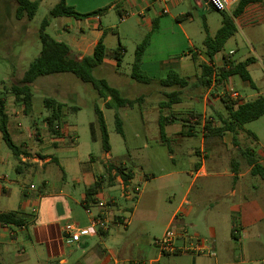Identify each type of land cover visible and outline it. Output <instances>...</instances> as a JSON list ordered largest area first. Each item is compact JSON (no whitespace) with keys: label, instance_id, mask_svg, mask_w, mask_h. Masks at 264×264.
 <instances>
[{"label":"crops","instance_id":"1","mask_svg":"<svg viewBox=\"0 0 264 264\" xmlns=\"http://www.w3.org/2000/svg\"><path fill=\"white\" fill-rule=\"evenodd\" d=\"M11 1H13L15 5L18 4L17 0ZM59 1L60 0H58L55 5ZM117 1L118 0H66L69 6L74 7L80 13H90L114 4ZM171 1L173 0H153V2L147 0H125L121 5V12L122 15H126L128 7L137 8L138 14L144 18V22L138 20V24H152L150 31L147 33V35L151 36V33L158 26L157 17L169 14L168 9L164 8L162 13L155 11L158 15L157 17H151L150 13L152 12L153 5L156 3L166 4ZM45 2L46 0L40 1L39 8ZM199 2L200 3L197 5L203 7L204 2ZM54 6L51 7L50 11ZM114 10L117 12L114 7L108 12ZM106 14L92 16L83 20L74 17H52V20L49 19L47 28L52 25V21L59 22L60 26L55 32L57 36L62 39L57 41L68 44L75 56L82 59L94 53L95 47L100 39L103 38L104 40L109 31H116L114 25L104 28L100 24L102 18ZM178 17L175 19L178 22H182L183 20H178ZM84 23H86L87 27L84 26ZM18 27L21 32L29 33V28L25 24H20ZM74 29H79L81 34H72ZM88 35H90V37H88ZM2 42H9V40L6 37ZM150 43L143 54L141 69L142 71L144 70L143 73L145 75L152 79L149 85H152L153 82H157L161 87L170 89L158 88L154 91L150 90L148 93L138 97L140 98V103L143 104L146 102V96H149L148 100H150L148 103L149 108H147L142 115L148 114L155 116L159 124L160 137V125L161 123L163 124L166 142H168L169 139L167 132L169 125L176 122L182 123V129L175 132L179 142L182 141L181 137L185 135L201 137L200 146L194 148L189 153L190 155L197 156L196 159L191 161L192 168L187 167L186 169L175 172L178 175L188 173L192 179L188 181L179 178V180H177V184L179 188L184 191V195L181 196L179 204L172 213L166 228L176 223L179 216L184 218L193 217L196 220L199 219L200 224L204 228V232L208 234L209 246H204L205 241L203 239L198 238V240H201L200 242H202L204 249L211 250V248H214L217 251L213 262L202 260L200 264H264V192H260L259 185H255L258 184L257 178L260 176L252 174L251 170L253 166L249 164V156L245 154V152L248 151L250 156H252L257 163L264 166V132H259L248 126V124H252L260 118L241 127L236 135V142L234 140V134L231 132H226L222 136L209 135L210 137L206 138L207 131L204 127L206 120L211 121L214 127H220L223 125L224 121L229 120V113L222 99L223 97L226 98V95L230 96V94H226L227 91L224 93L225 90L231 88L237 91L240 97H242V99L236 100L239 101V104L255 100L259 96H264V94L258 89L257 92L250 95V99H245L239 92V89L235 87L234 76L236 75L228 77L223 83H219L221 87L217 89L215 87V68L219 64V59H223L224 55L228 56L234 51H230L228 54L222 51L219 52L215 55L214 62L211 63L205 55V47L204 51L197 50L192 53V55L193 59L199 62V65L204 63L211 67L213 82L210 86L205 85L203 82V70L201 72V79L198 82H193L189 77H186V75H178L179 78L187 80V83L184 85L175 84L173 86H163L162 80L165 79H157L154 75H151V66L157 65L155 74H158L160 71L167 70L168 67L173 64L175 65L177 63L178 65V62L171 61L165 63L162 61L158 63L153 61V56L147 52ZM124 52L122 54H124ZM23 54L24 49L20 50V55L22 56ZM108 55L109 53L107 52V56ZM233 55L232 59L236 62H243L249 58H252L251 64L255 62V58L253 57L237 61L233 58ZM110 56L113 57V54ZM194 56L196 58H194ZM15 57L18 56L15 55ZM250 65L247 67V70L250 74L252 83L248 81H246V83L252 88L257 89L258 87L249 71ZM169 71L174 74L171 69ZM131 78L133 79L132 73ZM50 85H54L56 92L66 89L65 82L63 81L51 80ZM172 93L177 94L173 98L176 103H171V98H169V96ZM9 94L10 93H8V95L4 93L0 94V98L6 102V113L9 120L8 128L13 140L21 146L28 155H21L20 158L17 159L12 151L10 153L6 152L4 150L5 144L3 135L0 131V181H8L7 176L10 169L13 168L16 170L17 166L20 165V172L16 170L19 173V177L16 181L22 187L20 192L22 193L21 196L24 198L19 203V208H11L7 211H0V213L20 211L24 213L27 218L25 225L21 227L0 224V264H177L174 258H170L176 253L162 254L160 251L153 252L150 248H143L144 250L139 248L138 254L142 253V255L139 254L133 257L134 248L132 246L118 245L121 238L124 237L126 233L130 231L141 233V230H147V224L143 220L158 214L156 205L153 203H144V195L147 192L157 191L151 186L152 181H154L156 177L151 174L137 173V171L134 170L136 165L134 161L135 158L129 154L114 159L111 145L108 152L104 150L105 154L101 159H92L88 167H83L82 161L74 160L72 157L73 153L69 152L70 149H76L75 143L77 141L74 127L68 124L71 113L70 107L78 106L62 103V119L64 125L61 129V137H56L50 133L44 121L48 114L44 105V99L46 97L43 99V105L39 104L36 106H34L33 98V113L31 116H27L25 115L23 104L16 99L12 92L13 98ZM153 94H155L154 98ZM121 95L123 96L122 93ZM220 101L223 103L225 110L222 109ZM112 102L111 98L107 97L105 105L107 106V104H110L112 106ZM184 102H186V107L182 105ZM200 103L202 104L201 109H199ZM126 109H128V107L117 109L115 114L118 113L120 117V111ZM101 111L103 112L102 109ZM190 112H195L202 116L199 124H194V122L185 123L182 121V119L187 118ZM169 116H174L177 120L171 119V121H168L167 118ZM135 119V116H129L127 120L123 118L121 121L122 124L125 125L126 123L130 124L134 122ZM36 134L43 138L39 143L34 137ZM136 136L139 137L140 134ZM95 139H98L97 133H95ZM244 143H246V145L242 146ZM65 149L69 150L63 152ZM55 151H60V155H57ZM237 151L239 152V156L235 157L234 153ZM171 159L175 158L171 156ZM105 162L122 164L125 167L126 173L131 177L129 180L125 181L121 175H117L114 185L104 186L96 196V200H115L116 204L110 207L109 220L114 222L116 220L117 223L112 222L109 231H100L97 236H82L80 241L73 242L64 235V228L68 224H73L82 229L91 227L93 215L88 214L86 211L85 206L88 203L86 202L85 191L88 187L94 185L98 177L104 174ZM51 163L58 165V170L50 168L49 164ZM222 168H224V170ZM81 169L86 170L85 174L83 173L80 175ZM35 178H39L40 182L38 185H35V187H32ZM201 178L213 179L211 183L214 186V190L220 189L222 179H232L231 186L225 190V192L220 193V196L223 195L227 197L228 200L224 198L217 207L212 205L210 209L214 210V212H205L203 215L197 214L195 208L192 206H190V209L182 212L194 186ZM13 182L14 181H12V183ZM125 184L143 186V191L136 202L133 203L131 200L123 197ZM16 192L18 193V190H16ZM2 194L11 195L12 190L8 187H4L0 189V195ZM55 197L62 199L63 214L52 215L51 213H47L44 215L41 209L44 199L51 200ZM73 203L80 205L83 212L74 208L72 205ZM226 205H228V213L222 216L220 208ZM53 206L54 204H51V208H48V211H51ZM120 217L128 218L130 220L129 224L126 226L118 223V221L121 220ZM158 217L160 218L159 215ZM222 222L225 224L223 229L220 227ZM226 223L228 225H226ZM101 232L106 233V235H103ZM114 233H119V235L116 237ZM220 233L222 234L221 237H219ZM233 239H237L239 242V249L234 246L232 242ZM198 244L199 243L196 241L191 243L190 246L195 247ZM248 245L250 246V250L254 253L252 257H254L255 260H247L249 257L247 254ZM189 264H199V262L194 257Z\"/></svg>","mask_w":264,"mask_h":264},{"label":"rangeland","instance_id":"2","mask_svg":"<svg viewBox=\"0 0 264 264\" xmlns=\"http://www.w3.org/2000/svg\"><path fill=\"white\" fill-rule=\"evenodd\" d=\"M57 1L46 0L38 9L33 19L29 20L26 17L20 21L16 17V6L18 4L15 5L11 0H0L1 93L7 95L10 93L9 95L12 97L10 91L11 86L19 83L30 63L40 54L42 43L39 38V30L44 19L52 18L50 16V9ZM147 1L153 2V0ZM202 2H204L203 7L197 5L200 3L199 0H173L166 4L156 3L153 5L152 12L150 13L151 17H157L158 15L155 11L162 13L164 8L168 9L169 14L157 17L158 26L151 33V43L147 52L153 56V61L158 63L162 61L165 63L171 61L178 62V65L177 63L175 65L173 64L167 70L160 71L158 74H155L157 65L151 66L150 73L157 79L169 78L171 74L170 69L174 74L186 75L193 82H198L201 79L202 69L199 62L193 59L192 53L197 50L204 51V40L206 36L208 34L211 36L216 34V31L222 24V13H225L209 7L203 0ZM262 3L264 4V2ZM126 12L125 20L115 10L108 12L102 18L100 24L104 28L114 25L116 31H109L106 34L104 43L109 55L102 66L93 70L92 75L96 79H105L110 86L116 87L124 97L134 100L142 94L148 93L150 90L154 91L164 87H161L157 82H153L152 85H147L131 78L136 47L150 31L152 24H138V20L144 22V18L138 14L137 8L128 7ZM188 12H191L189 19L183 20L182 22H178L175 19L179 15ZM52 22V25L47 28V33L56 40H61L62 38L57 36L55 32L60 24L57 21ZM20 24H25L29 28V33L21 32L18 27ZM84 26L87 27L86 23H84ZM242 28L238 27L237 32L226 42L222 52L228 54L230 51H234L233 58L237 61L245 60L248 57L255 58V62L250 65L249 71L258 87L257 89L252 88L246 81H242L240 76H234L235 87L239 89V92L245 99H250V95L257 92L258 89L264 94V20L260 23H249L248 26ZM72 34L80 35L81 32L79 29H74ZM6 37L9 42H2ZM120 44L124 46L125 52L121 56V64L118 65L110 55L115 52ZM23 49L24 54L21 56L20 50ZM15 55L18 57H15ZM222 63L223 59L220 58L216 68H219ZM51 80L65 82L66 89L56 92L54 85H50ZM215 87L218 89L221 85L216 82ZM164 89L169 90L170 88L165 87ZM32 90L34 93V106L39 104L43 105V99L45 97H53L61 103L78 106L80 108L78 112L70 113L68 124L74 127L77 141L75 143L76 149H70L69 152L73 153L72 157L74 160L82 161L83 167H88L92 159H101L105 154L102 146L98 116L95 112V107L98 106L104 113L113 158L117 159L118 157L129 154L135 158L136 165L134 170L137 173L151 174L156 177L152 181L151 186L157 191L147 192L144 195V203H153L156 205L158 214L143 220L147 224V230H141V233L137 231L126 233L118 245L132 246L134 248L133 257L139 254L142 255V253L138 254L139 248L142 250H144L143 248H150L153 252L159 251L155 245V240L163 237L170 217L178 206L181 196L184 195V191L179 188L177 180L179 178L188 181L192 179L188 173L178 175L175 172L186 169L187 167L192 168L191 161L196 159L197 156L190 155L189 153L194 148L200 146L201 137L185 135L181 137L182 141L179 142L175 132L182 129V123L176 122L169 125L167 131L169 137L168 142H163L160 137L159 124L155 116L148 114L142 115L149 108V96H146L147 99L144 104L139 102L132 107H128L126 110L120 111L121 119L124 118L127 120L129 116L136 117L134 122L130 124L126 123L125 125L122 124V133H120L117 129L115 114L116 110L120 108L116 107L115 101L112 102L114 108L107 107L105 105V96L100 95L91 83H84L72 73L41 77L33 83ZM226 98L229 100L230 96L226 95ZM7 99L9 100L8 96ZM185 104L186 102L182 105L186 107ZM201 105L200 103L199 109H201ZM220 105L225 110L221 101ZM248 126L259 132H264V116L256 122L248 124ZM95 133L98 134L97 140L95 139ZM137 134H140V136L137 137ZM34 137L38 143L43 139L37 134ZM243 145L245 146L246 143ZM4 146V150L10 153L11 150L6 144ZM67 150L69 149H65L63 152H67ZM55 152L57 155H60V151ZM171 156L175 159H171ZM234 156H239V152L234 153ZM49 167L55 168V170L59 168L55 163L49 164ZM222 169L224 170V168ZM85 172L86 170L81 169L80 175L85 174ZM18 174L15 169L11 168L7 176L8 181H0V189L8 187L12 190L11 195H0V211H7L15 207L19 208V203L24 199L20 192L22 187L16 181L19 177ZM257 180L258 184L255 185H259V191L264 192V180L260 177ZM12 181L14 182L12 183ZM212 181L213 179L211 178H201L198 180L182 212L190 209V206H192L195 208L197 214L203 215L205 212H214V210L210 209L212 205L217 207L224 198L228 200L227 197L220 196V193L225 192L231 186L232 179H222L221 187L218 190H214ZM39 182L40 179L35 178L32 187L38 185ZM139 187L142 192L143 186L141 185ZM16 190H18V193ZM61 200V198L56 197L51 200L44 199L41 206L42 213L44 215L47 213L62 215L63 208ZM51 204H54V206L51 211H48V208H51ZM72 205L77 210L83 212L80 205L75 203ZM220 209L222 216L228 213V205ZM226 225L228 224L226 223ZM169 226H172V231L177 232V239L175 240L176 247L189 248L191 247L190 244L196 242L198 238L205 241L204 246H209L208 234L204 232V228L200 224L199 219L196 220L193 217L184 218L179 216L178 221ZM220 227L223 229L225 224L222 222ZM118 235L119 233H114V236L117 237ZM221 236L222 234L220 233L219 237ZM232 242L239 249L240 245L237 239H233ZM249 245L247 246V254L249 255L247 260L252 261L255 260L252 257L254 253L250 250ZM210 252H215V255L217 254V251L211 248V250L205 249L202 252L193 250L188 252L183 251L170 258H174L177 264H189L194 257L199 264L202 260L213 262L215 256H211Z\"/></svg>","mask_w":264,"mask_h":264},{"label":"trees","instance_id":"3","mask_svg":"<svg viewBox=\"0 0 264 264\" xmlns=\"http://www.w3.org/2000/svg\"><path fill=\"white\" fill-rule=\"evenodd\" d=\"M17 1V19L22 20L27 17L29 20H31L37 13L40 1L42 0ZM124 1L125 0H118L114 4L90 13H80L74 7L69 6L66 0H60L50 11V16L53 18L61 16L74 17L76 19L83 20L92 16L106 14L112 7H114L122 18L123 15L121 12V5ZM254 2H264V0H240V3L235 11V16L241 15L247 6ZM222 16V26L218 29L214 36L208 34L204 40L205 55L208 57V60L211 63L214 62L215 55L223 50L226 42L237 32L238 29L233 19L227 13H222ZM189 17H191L190 12L179 16L177 19L186 20ZM48 24L49 19H44L39 30V38L42 43L40 54L30 63L19 83L13 84L10 89V91L15 95L16 99L23 104L25 115L31 116L33 113V83H35V81L41 77H47L61 73H72L84 83H91L100 95L105 96L106 98L110 97L112 101H115L118 108L132 107L133 105L140 102V98L135 100L124 98L120 91L110 86L105 79H96L93 77V70L103 65L107 57L106 46L103 38L100 39L95 47L94 53L91 56H85L82 59H79L77 56H75L68 44L57 41L47 33L46 28ZM150 38L151 36L147 35L146 38L136 47L135 60L132 67L133 79L145 84L152 82V79L145 75L141 69L142 57L150 43ZM123 52L124 48L120 44L113 53V57L117 61L118 65L121 63V56L123 55ZM194 58L196 57L194 56ZM251 63L252 58H249L243 62H236L232 59L231 55H224L223 65L219 68H216L215 81L218 83H223L228 77L239 75L242 80L252 83L250 74L247 70V67ZM200 67L204 72V84L210 86L213 82V72L211 67L204 63H201ZM186 83L187 80L179 78L177 74L172 73L170 74L169 78L162 80L163 86H173L175 84L184 85ZM176 95V93H172L169 96V98H171V103H176L175 100H173ZM222 100L226 109L228 110L229 120L224 121L223 125L220 127H214L211 121L206 120L204 124L205 130L207 131L206 138H209V135L222 136L226 132H231L234 134V140L236 142V135L241 127L264 116V96H259L255 100L242 104H239V101L236 100H227L225 97H223ZM44 105L48 112L44 121L50 133L56 137H61V129L64 125V121L62 119V103L53 97H46L44 99ZM107 106L112 107L110 104H107ZM78 110H80L79 107H70V111L73 113L77 112ZM95 112L98 116V122L102 133V146L103 149L108 152L110 150V144L105 118L103 112L98 106L95 107ZM201 118V115L195 112H190L187 118L182 119V121L185 123L194 122V124H199ZM167 119L168 121H171V119L177 120V118L174 116H169ZM8 121L6 102L0 98V131L3 135V141L17 159H19L21 155L27 156L28 153L25 152L22 147L13 140L8 128ZM116 124L118 131L122 133V121L118 113L116 114ZM160 130L161 138L163 142H166L162 123L160 125ZM245 154L249 156V164L253 166L251 170L252 174L259 175L264 180V166L257 163V161L252 156H250L248 151L245 152ZM16 170L20 172V165L17 166ZM117 175H121L125 181L131 178L130 175L126 173L125 167L122 164L105 162L104 174L98 177L94 185L88 187L85 191L86 202L91 205L96 204V196L98 195L99 191L104 186H113ZM26 218L27 216L20 211L3 212L0 213V224L21 227L25 225ZM101 233L106 235L104 232Z\"/></svg>","mask_w":264,"mask_h":264},{"label":"built area","instance_id":"4","mask_svg":"<svg viewBox=\"0 0 264 264\" xmlns=\"http://www.w3.org/2000/svg\"><path fill=\"white\" fill-rule=\"evenodd\" d=\"M202 1V0H199ZM209 7L214 8L220 12L228 13V15L233 19L237 28H242L249 23H260L264 20V4L262 2H254L249 4L244 12L235 16V11L240 3V0H204ZM122 19H126V15L122 16ZM234 52H231L229 55H233ZM216 69V68H215ZM226 94H230L229 100H239L240 94L237 91L230 89L226 90ZM228 100V99H227ZM141 194V189L138 185L125 184L123 190V197L125 199L131 200L133 203L137 201ZM116 204L115 200H104L99 199L96 200V204H86V211L88 214L93 215L92 225L88 229H82L73 224H68L64 228V235L67 236L68 239H71L73 242L80 241L82 236H97L100 231H109L110 226L113 223H117V221L109 220V212L111 205ZM121 220L118 223L122 225H128L130 220L128 218L120 217ZM172 226H169L163 237L155 240V245L158 247L159 251L162 254H175L177 252H188V251H199L202 252L205 250L203 248L201 240H197L199 243L195 248L187 247L180 248L175 246V240L177 239V232L172 231ZM176 232V233H175ZM211 256H216L215 252H210Z\"/></svg>","mask_w":264,"mask_h":264}]
</instances>
